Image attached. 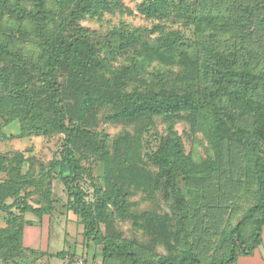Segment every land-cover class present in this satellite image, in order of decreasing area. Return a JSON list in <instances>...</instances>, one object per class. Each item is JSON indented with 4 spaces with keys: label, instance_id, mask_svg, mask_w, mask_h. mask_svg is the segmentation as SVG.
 <instances>
[{
    "label": "rangeland",
    "instance_id": "obj_1",
    "mask_svg": "<svg viewBox=\"0 0 264 264\" xmlns=\"http://www.w3.org/2000/svg\"><path fill=\"white\" fill-rule=\"evenodd\" d=\"M10 1L33 9V0ZM84 1L47 0L52 11L50 27L66 19L65 36L72 37L75 45L66 56L57 80L65 91L69 90L70 73L75 70L73 74L76 75L82 68V63L75 62L88 60L91 56H97L99 61L90 63L88 71H81L84 79L74 84L65 96L69 118H77L75 104L85 97L84 90L90 86L92 98H98L101 93L133 91L165 97L188 93L200 95L214 86L216 56L220 53H232L235 69H245L258 77V85L251 94L264 105V0H179L192 5L197 19L207 18L208 21L190 25L148 16L140 9L148 0H110L117 8L100 16L83 11ZM246 11L251 16L246 28L230 30L228 27L229 31L225 30L227 19L239 22L245 19ZM19 28L28 30L29 36H21ZM170 34L178 39V46L172 52L162 46ZM0 39L10 42L13 47L20 46L24 57L29 59L28 64L41 66L39 40L30 23L19 25L8 16H0ZM119 46L122 49H118ZM107 50H113L114 55H107ZM13 62L15 60L2 59L0 68H11L15 65ZM38 75L30 65L13 78L23 89L22 93L30 96L27 101L39 105L34 107L35 111L27 113L23 110L20 115L16 113L17 117L11 111L6 112L5 118L0 115V195L5 196L7 205H11L13 200L9 198L8 187L15 190L18 182L26 180L21 194L35 208L48 206L50 212L40 220L32 213H20L15 208L0 211V264H103L99 248L83 238L84 225L73 212L72 196L56 178L59 171L54 163L64 136L51 127L44 134L26 131L28 122L39 115L46 114V119L53 115L49 98L40 88ZM82 86L84 89L78 88ZM231 90L232 86H228L225 92ZM2 91L0 87V93ZM221 100L229 104L226 93ZM30 108L26 106V109ZM120 109L94 102L83 122L78 124L88 131L87 135L76 139L77 157L83 166L79 188L84 192L87 204L94 207L106 202L107 207L102 206L103 220L99 223L105 235L134 248L142 258L174 255L182 250L176 231L180 219L176 216L178 206L173 197H166L163 185L154 187L158 169L147 154L156 150L161 141L176 134L182 140L185 153L195 162L214 158L206 126H198L189 113L169 118L114 121L112 117ZM246 120L252 122L251 117ZM261 140L264 154L263 136ZM228 152L225 150L224 156ZM241 154L238 151L240 167L229 156V162L218 171L214 182L227 190L231 184L239 182L245 190L235 192L232 187L235 193L220 200V208L236 209L250 201L254 204L259 196L255 175L246 167ZM178 183L186 193L189 205L198 202L194 208L184 207L183 223H191L196 232L207 226L218 231L217 227L213 229L217 226L216 221L208 223L212 219L211 212L206 210V201L199 197L198 190L188 181V184ZM116 190L126 197L122 216L112 205ZM241 215L240 212L233 216L232 225L241 221ZM20 227L24 231V245L21 243L18 247L19 242L14 236ZM251 231L248 230L247 237ZM219 232L216 241L221 236L222 232ZM195 238L196 235L191 239L192 247ZM201 239L198 233L197 242ZM262 242L264 244V239ZM56 254H62L61 258L54 257ZM238 261V264H264L261 251L251 257L240 256ZM204 264H208V259Z\"/></svg>",
    "mask_w": 264,
    "mask_h": 264
},
{
    "label": "trees",
    "instance_id": "obj_2",
    "mask_svg": "<svg viewBox=\"0 0 264 264\" xmlns=\"http://www.w3.org/2000/svg\"><path fill=\"white\" fill-rule=\"evenodd\" d=\"M84 3L82 10L92 16L113 12L117 8L116 4L110 0H85ZM140 9L148 16L161 20L166 19L173 23L190 25L208 22L207 18L197 19L192 5L179 0H148V3L143 4ZM0 16H8L19 25L25 22L32 25V31L39 40L42 59L41 66L28 64L29 59L24 57L23 49L20 46L13 47L10 42L0 39V61L2 59L15 60L13 62L15 65L11 68H0V87L3 90L0 93V115L5 118L6 112L11 111L10 113L17 117L21 111L26 110L27 113H32L35 111L34 107L39 106L36 103L32 105V102L27 101L31 99L30 96L27 93H22L23 89L13 81L14 75L22 73L31 65L32 69L39 73L38 82L43 94L49 98L53 115L50 119L45 118L46 114L39 115L36 120L28 122L26 131L44 134L51 127V130L58 131L64 136L54 163L59 171L57 172L58 177H55L63 183L68 195L73 198V212L81 218L84 225V240L101 248L103 264H204L205 259H208V264H236L240 256L254 254L262 244L264 233V154L261 147V137H264V105L261 100L255 99L251 94L258 85L256 75L245 69L241 71L235 69V58L232 53H220L216 56L214 86L200 95L188 93L165 97L154 93L140 94L133 91L126 94L121 92L101 93L98 98H92L90 92L92 86H90L84 90L85 97L79 99L75 104L74 112L78 114L77 118H69L65 96L71 91L74 84L84 79V76L80 75L81 71H88L89 64L96 62L98 57L91 56L88 60L79 59L75 62L82 63V68L76 75L73 74L75 70L70 73L71 81H67L69 90L65 91V87L57 80L62 64L68 58L66 56L75 46L72 44L73 38L65 36L66 19H62L55 27L51 28L52 11L48 8L47 0H33V9L31 10L19 3L13 4L10 0H0ZM250 20V13L247 14L246 11L245 19L239 22L227 19L225 30L228 27H231L230 30L238 27L246 28L250 24ZM19 31L21 36H29L28 30L19 28ZM162 46L172 52V49L178 46L177 36L170 34L163 40ZM118 49H122V46H119ZM207 51L210 52V50ZM106 54L113 56L114 51L107 50ZM228 86H232V90L225 92ZM78 88L84 89V86ZM225 93L229 104H224L221 100ZM94 102L121 107L120 111L113 115L114 121L134 120L140 117L169 118L179 113H189L198 126H206V135L212 146L214 158H208L200 163L195 162L185 153L182 140L176 134L161 141L156 150L153 152L151 150L147 154L149 161L158 169L153 182L154 187L158 188L163 185L166 197L170 199L173 197L175 205L178 206L176 216L179 215L180 219L176 231L179 236L178 240L182 244L180 252L157 258H142L134 248L101 231L99 223L103 220L104 207L102 208V206H106V202L104 201L105 203L103 202L101 205L98 203L94 207L87 204L84 199L85 194L78 185L83 166L77 157L76 139L88 134V131L82 129L78 124L83 122L85 113ZM26 106L31 108L26 109ZM10 107L12 108L9 109ZM247 117H251V123L247 122ZM225 150L230 151L227 156H224ZM238 151L242 152V159L245 160L246 167L255 175L259 196L254 204L250 201L248 205H239L236 209L220 208L218 202L224 197L235 192L242 193L245 190L242 183L239 182L231 184L232 186L228 190L214 182L218 171L223 170L229 162V156L236 165L239 166L242 163L238 159ZM179 181L185 184H188V181L196 191L198 190L199 197L206 201V210L211 212L212 219L208 223L216 221L217 226H214L213 229L217 227L218 231L214 232L208 226H204L203 231L196 232L191 223H183L181 219L185 217L184 207L186 209L194 208L198 206V202L188 204L186 193L182 192ZM24 183L26 180L18 182L15 190L8 187L9 198L13 200L11 205H7L5 196L0 195V211H10L15 208L20 213H32L42 220L49 214L50 208L48 206L35 208L29 204L26 197L21 194ZM232 187L235 192L231 189ZM116 191L112 198V205L118 209L122 216L126 209V197L118 190ZM195 210L198 212V209ZM240 212L243 215H241V221L232 225L233 216L240 215ZM14 221L13 219L12 223ZM250 229L252 230L250 237H247ZM9 232L10 230H8ZM218 232L221 233V236L219 234L220 238L216 241ZM198 233L201 234L202 239L197 242ZM195 235L196 241L192 247L191 239ZM14 238L19 242L18 247L21 243L24 245L22 227L19 228ZM196 246L197 249H195ZM61 256L62 254H56L54 257L61 258Z\"/></svg>",
    "mask_w": 264,
    "mask_h": 264
},
{
    "label": "crops",
    "instance_id": "obj_3",
    "mask_svg": "<svg viewBox=\"0 0 264 264\" xmlns=\"http://www.w3.org/2000/svg\"><path fill=\"white\" fill-rule=\"evenodd\" d=\"M262 238L264 239V233H263ZM263 239H262V240H263ZM98 248H99V251H100V253H101V248H100V247H97V249H98ZM258 248H259V249H258ZM258 248L255 250L254 254L251 255V256H254V255L256 254L257 251H261V257H262V259H264V244H263V242H262V244H261ZM97 249H96V250H97ZM251 256H248V257H251ZM91 258H92V254L89 255V259H90V260H91ZM101 261H102V259H101ZM101 261H98V262L101 263ZM238 262H239V261H237L236 264H238ZM88 263H89V262H88Z\"/></svg>",
    "mask_w": 264,
    "mask_h": 264
}]
</instances>
